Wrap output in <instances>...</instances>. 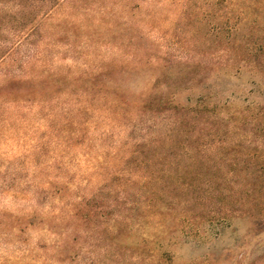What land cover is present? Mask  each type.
Masks as SVG:
<instances>
[{
    "label": "rangeland",
    "instance_id": "obj_1",
    "mask_svg": "<svg viewBox=\"0 0 264 264\" xmlns=\"http://www.w3.org/2000/svg\"><path fill=\"white\" fill-rule=\"evenodd\" d=\"M0 264H264V0H0Z\"/></svg>",
    "mask_w": 264,
    "mask_h": 264
},
{
    "label": "trees",
    "instance_id": "obj_2",
    "mask_svg": "<svg viewBox=\"0 0 264 264\" xmlns=\"http://www.w3.org/2000/svg\"><path fill=\"white\" fill-rule=\"evenodd\" d=\"M16 96H18V95H16ZM19 98H21V97H19ZM168 161H169L168 159L163 158V157H161L157 162L156 161L153 162V160L152 161L151 160H144V167H147V166H150V165L154 164V165H158L159 167L161 165V167L163 168L164 166H168L169 165L167 163ZM164 169H166V168L164 167ZM164 169H162V170H164ZM165 173H166V170L161 171L160 176H158V179L156 180L158 183H160V184H162L164 186H165V175H164ZM180 180H182V179H179V181ZM145 183L147 184V177H144V184ZM179 186H181V188L183 189V191H185V190H188L189 189L190 184L181 181ZM144 188H146L145 185H144ZM158 196H159L158 194L153 193L149 197L148 202H147L146 209H151V210L153 209L154 210L153 215L155 217H157V218H159V217L162 218V217H164V213H162L161 211H159L160 210V207L158 206V201L160 200L159 198H163V196H161V197L160 196L158 197ZM177 199H178V197L174 195L173 196V200L176 201Z\"/></svg>",
    "mask_w": 264,
    "mask_h": 264
}]
</instances>
